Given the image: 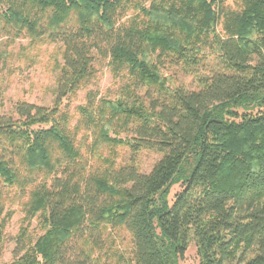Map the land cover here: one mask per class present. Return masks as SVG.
Wrapping results in <instances>:
<instances>
[{"label": "trees", "instance_id": "trees-1", "mask_svg": "<svg viewBox=\"0 0 264 264\" xmlns=\"http://www.w3.org/2000/svg\"><path fill=\"white\" fill-rule=\"evenodd\" d=\"M0 37L60 53L52 104L0 113L10 264H264V0H0Z\"/></svg>", "mask_w": 264, "mask_h": 264}, {"label": "rangeland", "instance_id": "rangeland-1", "mask_svg": "<svg viewBox=\"0 0 264 264\" xmlns=\"http://www.w3.org/2000/svg\"><path fill=\"white\" fill-rule=\"evenodd\" d=\"M27 39H16L8 43L0 37V113L9 112L14 102L24 100L29 103L50 106L53 100V89L56 80V64L60 61L59 48L53 45L42 46L37 51L28 49ZM170 79L183 82L190 89H198L194 73L187 67L182 70L174 67L166 71ZM118 86L107 67H103L96 85L90 86L101 94L107 91L114 93ZM86 91H80L72 106L84 103ZM162 154L155 150L143 149L137 155V165L142 172H149ZM22 214L19 210L5 228L6 240L0 243V264H10L15 234L20 225ZM31 231L34 236L41 233L36 222ZM122 238H116L114 246L128 252L129 236L121 230ZM178 264H199V255L195 241L189 247Z\"/></svg>", "mask_w": 264, "mask_h": 264}]
</instances>
